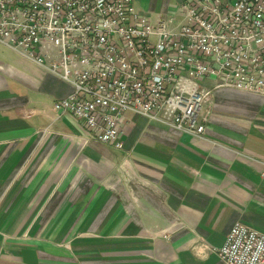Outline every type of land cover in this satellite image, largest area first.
<instances>
[{
    "label": "crops",
    "instance_id": "obj_1",
    "mask_svg": "<svg viewBox=\"0 0 264 264\" xmlns=\"http://www.w3.org/2000/svg\"><path fill=\"white\" fill-rule=\"evenodd\" d=\"M72 92L0 42V264H225L236 222L264 233V97L215 90L199 136L127 112L119 149L55 110Z\"/></svg>",
    "mask_w": 264,
    "mask_h": 264
},
{
    "label": "built area",
    "instance_id": "obj_2",
    "mask_svg": "<svg viewBox=\"0 0 264 264\" xmlns=\"http://www.w3.org/2000/svg\"><path fill=\"white\" fill-rule=\"evenodd\" d=\"M0 42L73 88L55 105L122 148L123 115L199 136L215 90L264 97V0H179L152 24L133 0H0ZM225 264H264V233L236 222Z\"/></svg>",
    "mask_w": 264,
    "mask_h": 264
}]
</instances>
